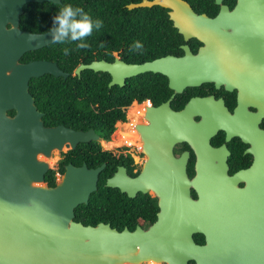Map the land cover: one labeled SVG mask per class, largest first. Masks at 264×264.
Here are the masks:
<instances>
[{"label":"water","instance_id":"1","mask_svg":"<svg viewBox=\"0 0 264 264\" xmlns=\"http://www.w3.org/2000/svg\"><path fill=\"white\" fill-rule=\"evenodd\" d=\"M62 0H0V264H264V164L229 174L226 147H215L212 122L196 121L187 110L174 111L169 102L150 107L137 130L145 136L149 159L136 177L124 169L106 183L130 197L152 192L159 197L157 220L147 229L131 231L100 222L85 225L75 220L76 208L87 204L97 189L105 164L89 168L68 164L55 186L46 182L53 169L40 155L55 149H75L99 138L95 129L76 130L64 124L46 126L35 103L30 81L45 74L63 76L57 62L35 59L23 62L30 51L52 43L50 31L22 29L21 15L28 3ZM218 3L221 0H217ZM162 6L169 9L174 27L185 39L198 37H261L264 30L251 17L223 6L215 17L197 13L186 0H142L129 9ZM36 37V39H30ZM183 48L191 53L188 45ZM190 56L168 55L144 63L116 57L81 63L84 70L112 75L110 86L142 73H163L171 87L181 92L200 74V57L192 70ZM197 61V62H196ZM196 62V63H195ZM15 114L10 115L9 111ZM161 131L156 134L155 131ZM161 140L160 146L156 141ZM187 141L197 153L196 175L187 170L189 153L176 157L175 141ZM240 180L246 185L241 187ZM192 189L197 192L193 197ZM204 234L198 244L194 235Z\"/></svg>","mask_w":264,"mask_h":264},{"label":"flooded vegetation","instance_id":"2","mask_svg":"<svg viewBox=\"0 0 264 264\" xmlns=\"http://www.w3.org/2000/svg\"><path fill=\"white\" fill-rule=\"evenodd\" d=\"M197 13H206L215 17L223 6L251 17L250 23L259 25L264 30V0H186ZM169 14V9H168ZM170 17V16H169ZM174 25V24H173ZM261 37H218L215 41L190 37L185 39L177 49L166 52L154 59L173 55L176 57H200V74L190 73V83L183 91L177 92L171 87V79L163 73H155V97L147 98L137 105L125 110L126 119L118 120L125 129L115 138V131L110 139L100 133L97 140L87 142L88 153L75 154L77 149L60 151L57 161V182L62 180L68 164L97 168L105 164V185L109 179L116 177L124 169L130 177H136L143 169L149 156L144 151L146 138L137 130L140 123H148L146 118L150 107L159 108L169 102L174 111L187 110L196 121L212 122L215 133L211 143L215 147H226L229 151V174L235 175L249 168L264 164V34ZM188 45L191 53L183 46ZM117 57V56H116ZM152 59V60H154ZM189 62L191 70L197 61ZM151 61V60H148ZM146 61H143L144 63ZM147 73V72H146ZM144 74V73H142ZM129 79V78H128ZM128 79H126L125 85ZM112 75L109 74V82ZM124 85V86H125ZM116 86V85H114ZM119 86V85H118ZM127 127V128H126ZM161 131H155L160 134ZM161 140L156 141L160 146ZM78 146V145H77ZM173 152L181 157L188 152L187 170L190 178L196 175L198 156L187 141H175ZM62 166L64 170L62 171ZM102 171V172H103ZM99 176L98 185L101 181ZM241 187L246 185L240 180ZM107 186V185H106ZM109 187L106 209L103 215H94L87 208H76L75 220L86 225H97L100 222L110 224L119 231L137 227L147 229L157 220L160 210L159 197L152 193L137 192L130 197L119 187ZM193 197L197 192L192 189ZM82 205V204H81ZM95 223V224H94ZM194 239L198 244L206 243L204 234L197 233ZM161 264H167L165 262ZM189 264H195L190 261Z\"/></svg>","mask_w":264,"mask_h":264},{"label":"trees","instance_id":"3","mask_svg":"<svg viewBox=\"0 0 264 264\" xmlns=\"http://www.w3.org/2000/svg\"><path fill=\"white\" fill-rule=\"evenodd\" d=\"M140 1L142 0H62V4L32 2L25 6L20 26L31 32L50 31L53 17L64 5L81 7L93 21L103 22L99 30L94 29L92 35L85 38L87 48H78L80 41L65 40L61 44L53 43L27 52L22 57L23 62L35 59L55 61L70 73L67 78L45 74L30 81V91L39 110L44 113L46 126L64 124L76 130L93 128L105 139H110L116 129V122L126 119V106L131 107L155 97L161 86H155L157 74L153 72L129 78L125 86L112 87L108 85L107 72L87 69L80 76L73 74L81 63L93 60L114 61L117 56L128 63H142L178 48L183 35L174 27L168 9L158 5L135 9L127 7L129 3ZM136 41L143 45L142 50H131ZM64 49L69 50L67 55ZM9 114L14 115L15 111L11 110ZM90 145L80 143L72 152L83 155L88 153L85 148ZM62 167L63 171L64 166ZM57 173V169H50L46 174L49 186L57 184ZM104 174L103 171L98 189L92 193L89 202L80 205L79 209L85 207L94 215L104 214L109 189L105 185Z\"/></svg>","mask_w":264,"mask_h":264},{"label":"clouds","instance_id":"4","mask_svg":"<svg viewBox=\"0 0 264 264\" xmlns=\"http://www.w3.org/2000/svg\"><path fill=\"white\" fill-rule=\"evenodd\" d=\"M102 26V21H93L81 7L64 5L53 17V26L50 32L52 43L61 44L65 40L80 41L77 47L87 48L88 44L84 42L85 38L91 36L94 29L99 30ZM30 39H36V37H30ZM142 48L143 45L136 41L132 45L131 50L140 51ZM68 52V49H64L65 55Z\"/></svg>","mask_w":264,"mask_h":264},{"label":"rangeland","instance_id":"5","mask_svg":"<svg viewBox=\"0 0 264 264\" xmlns=\"http://www.w3.org/2000/svg\"><path fill=\"white\" fill-rule=\"evenodd\" d=\"M123 129H125V127L122 126L121 123H118L117 126H116V129H115V133H114L115 138H118V136H120V134H121ZM59 152H60L59 150L55 149L54 152H53V155L51 157H45L44 155H40V158L41 159H46L53 169H57L56 164H57V161L59 160V156H60ZM125 264H131V263H125ZM142 264H161V263L145 262V263H142Z\"/></svg>","mask_w":264,"mask_h":264},{"label":"built area","instance_id":"6","mask_svg":"<svg viewBox=\"0 0 264 264\" xmlns=\"http://www.w3.org/2000/svg\"><path fill=\"white\" fill-rule=\"evenodd\" d=\"M129 107H130V106H126V107L124 108V111L127 110Z\"/></svg>","mask_w":264,"mask_h":264},{"label":"bare ground","instance_id":"7","mask_svg":"<svg viewBox=\"0 0 264 264\" xmlns=\"http://www.w3.org/2000/svg\"><path fill=\"white\" fill-rule=\"evenodd\" d=\"M151 262H154V261H151ZM156 263H159V262H156Z\"/></svg>","mask_w":264,"mask_h":264}]
</instances>
